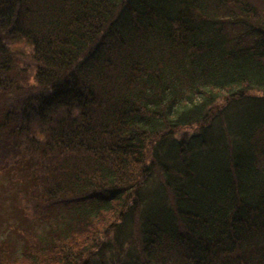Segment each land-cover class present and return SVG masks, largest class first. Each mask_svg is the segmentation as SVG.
Segmentation results:
<instances>
[{
    "label": "trees",
    "instance_id": "obj_1",
    "mask_svg": "<svg viewBox=\"0 0 264 264\" xmlns=\"http://www.w3.org/2000/svg\"><path fill=\"white\" fill-rule=\"evenodd\" d=\"M0 170V264H264V0H0Z\"/></svg>",
    "mask_w": 264,
    "mask_h": 264
},
{
    "label": "rangeland",
    "instance_id": "obj_2",
    "mask_svg": "<svg viewBox=\"0 0 264 264\" xmlns=\"http://www.w3.org/2000/svg\"><path fill=\"white\" fill-rule=\"evenodd\" d=\"M21 46H22L21 42L12 43V48H20ZM181 129L184 130V128H181ZM1 173L2 172L0 170V177H1ZM0 182H2L1 179H0ZM3 182H4V179H3ZM11 192L12 191L10 188H6L4 195H3L4 197L3 196L0 197L2 199L0 204L3 207V208H0V211L2 210L0 212V238L4 239L6 236H9L10 241H12V243L15 245L16 252L20 254L21 251L20 252L18 251L22 249V242H24L22 232L20 231H22V221H24L23 217H26V216L22 215V209H19V211L18 210L15 211V213L13 212V208H15V206H13L12 200L15 197L10 194ZM20 199L22 202L21 197ZM18 225L19 227H21L19 231H17ZM12 226L13 227L16 226V228L13 229ZM9 264H12V263H9ZM18 264H22V263H18Z\"/></svg>",
    "mask_w": 264,
    "mask_h": 264
}]
</instances>
